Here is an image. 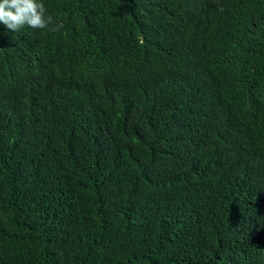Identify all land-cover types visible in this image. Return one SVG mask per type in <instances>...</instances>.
Wrapping results in <instances>:
<instances>
[{"label": "trees", "instance_id": "1", "mask_svg": "<svg viewBox=\"0 0 264 264\" xmlns=\"http://www.w3.org/2000/svg\"><path fill=\"white\" fill-rule=\"evenodd\" d=\"M38 2L63 28L0 24V264H264V0Z\"/></svg>", "mask_w": 264, "mask_h": 264}, {"label": "clouds", "instance_id": "2", "mask_svg": "<svg viewBox=\"0 0 264 264\" xmlns=\"http://www.w3.org/2000/svg\"><path fill=\"white\" fill-rule=\"evenodd\" d=\"M46 12L38 0H0V24L12 32H18L24 26L48 29L52 25V32L63 28V23H55L52 15Z\"/></svg>", "mask_w": 264, "mask_h": 264}]
</instances>
